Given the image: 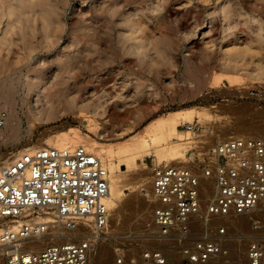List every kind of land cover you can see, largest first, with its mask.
Returning a JSON list of instances; mask_svg holds the SVG:
<instances>
[{"label": "rangeland", "instance_id": "374dc122", "mask_svg": "<svg viewBox=\"0 0 264 264\" xmlns=\"http://www.w3.org/2000/svg\"><path fill=\"white\" fill-rule=\"evenodd\" d=\"M260 1L0 0L1 77H8L6 70L14 62L22 66L26 61L29 67L53 60L69 67L77 64L76 70L64 72L74 83L70 96L79 97L82 104L103 105L99 113L93 107L83 110L85 114L61 111L53 121L30 123L20 86L15 109L21 125L16 137L0 133V166L28 152L24 148L45 147L47 139L53 142L71 128L101 146L118 149L157 118L169 122V129L176 119L172 139L191 140L185 148L186 162L173 166L191 165L199 152H208L232 135L264 136V0ZM56 68L51 67L48 78L59 74ZM72 72L78 74L76 79L69 77ZM26 74L27 67L19 74L24 75L23 83ZM187 111L194 112L192 119L181 117ZM197 120L205 127L202 133L182 128ZM155 159L147 156L136 166H118L122 195L115 209L110 208L109 227L87 264H116L120 251L128 262L145 247L160 248L167 264H193L181 253L179 234L160 238L151 224L152 169L159 164ZM109 160L105 156L107 167ZM209 182L213 184L205 180ZM198 219L191 227L196 238L218 237L217 227H226L225 253L204 264H245L248 242L264 233V216L254 212L213 217L209 225Z\"/></svg>", "mask_w": 264, "mask_h": 264}, {"label": "built area", "instance_id": "2783aa9c", "mask_svg": "<svg viewBox=\"0 0 264 264\" xmlns=\"http://www.w3.org/2000/svg\"><path fill=\"white\" fill-rule=\"evenodd\" d=\"M200 134L198 120L182 125ZM212 133V129L208 130ZM151 224L160 238H181V253L204 264L225 253L222 235L193 237L195 219L264 210V136H234L199 152L189 166H153ZM205 180L212 181L205 203ZM110 171L84 145L38 147L0 166V253L2 264H87L110 222ZM47 244L37 246L39 244ZM116 264H167L158 247H145ZM245 264H264V233L248 242Z\"/></svg>", "mask_w": 264, "mask_h": 264}, {"label": "bare ground", "instance_id": "6f19581e", "mask_svg": "<svg viewBox=\"0 0 264 264\" xmlns=\"http://www.w3.org/2000/svg\"><path fill=\"white\" fill-rule=\"evenodd\" d=\"M262 1H260V3ZM262 8L261 10H263ZM238 53H240V56L238 55V58L239 59L243 58L244 56L242 55L243 53L242 54L241 52ZM47 62L46 61L43 62L47 64L46 66L44 64L43 66L41 65L42 63H40L33 65L32 67H29L31 63L29 64L26 61L25 63H23L22 66H21L22 64L21 62L19 66L17 64L18 62L17 63L14 62L12 64L10 63V65L9 64L8 65L11 66V68L8 67L9 70L8 68L6 70L9 71L8 77H6L7 74L6 76L1 77V73L3 74V72L1 71L2 66H0V105L3 104L2 105L3 107L2 106L1 107L4 110L7 108L5 112H3V110L0 109V111H2L0 112V131H1L0 133L5 134L8 132L11 136H15V137L19 133L21 119L19 117L20 115H18L17 113V109L15 108L17 104L16 94L18 90H20L19 89L20 86H23L25 90V95L27 97V99L24 100L23 105H27L26 108L28 107L26 112H29V115L27 114V117L30 116L28 119L30 123L34 122L36 124L37 122L38 124L41 122L53 121L54 119L59 117V113L61 111H65V112L79 111L80 113H82L83 110L90 109L91 107L95 108L98 111V109L101 108V106H103L102 104L99 103L90 104L89 102L87 104H84L83 102L82 104V102L80 103L79 97L70 96L71 90H73L72 87H74L73 85L74 83H70L69 80L64 78L65 77L64 72L67 73V71H71L73 69L76 70V67H78L79 65L69 63L70 64L69 67V65L66 62L57 61V60L56 61L53 60L50 63ZM53 65L57 66L56 69H58V71L60 72L59 74L53 76V78L51 79L52 76L50 78H48V76L50 73L53 72V69H51ZM25 67H27V74L25 76V82L23 83L22 80L24 75L22 76L19 74L22 73V71H24ZM74 72H72V74L69 76L72 79H76L78 77V74ZM257 76L258 77L263 76V70L257 71ZM229 80L231 82H234L232 78H229ZM21 92L24 91L22 90ZM4 106L6 108H4ZM83 114H85L84 111ZM193 114L194 112L187 111V113L185 115H182L181 117L186 118L188 120V119H192ZM204 114L207 115V113H200V115H204ZM32 115H35V117L31 118ZM178 117H180V115H178L177 118ZM167 118L170 117L167 116ZM91 121L94 120L90 119V122ZM173 121L174 123L172 124V128L169 129L167 127V123L169 122H167L164 118L161 119L157 118L152 120L143 128L141 132L135 134L129 140H127V142L121 144L118 147V149H114L112 147H104V145L101 146L98 141H94L91 140V138L83 136L80 132H78V130H74V128H71V130L67 129V131L65 132H61L63 134L58 135L55 139L52 137V139H54L53 142L47 139L46 146L66 147V146L84 145L87 148L91 146L94 151H96L99 155H101V159L105 164H106V162L104 161L105 156L109 157L111 161L109 160L110 164H108L109 165L108 168L110 170L111 182H110L109 197L107 201L110 208L115 209V207L118 204V200L121 198L122 195L121 193L123 189L121 185L122 180L120 178V175L117 173V168L118 166H120V164L125 167L136 166L138 159H145V157L147 156H153V157L155 156L156 157L155 160H157V162L159 163L181 164L186 162L184 158L185 148L188 144H190L191 140L189 137L179 139L178 137L180 136H178L176 140L172 139V135L177 132L176 126L174 125L176 119ZM231 137H234V135H232ZM32 149L33 147H26L23 150L32 151ZM101 150L104 151V153H102ZM20 152H22V150ZM115 156L119 158V162L117 161L118 163L114 161ZM137 185H138L137 187H141L142 184L139 181V184ZM209 186H211L210 182L204 184L205 187L203 190L204 200L211 199L212 193ZM254 213H257V215L261 217L264 216V210H256L254 211ZM111 215L113 214L111 213L110 216ZM241 215L244 216V214ZM228 216L233 217L234 215L231 214ZM45 242L37 246H43L47 244Z\"/></svg>", "mask_w": 264, "mask_h": 264}, {"label": "crops", "instance_id": "0c3cea01", "mask_svg": "<svg viewBox=\"0 0 264 264\" xmlns=\"http://www.w3.org/2000/svg\"><path fill=\"white\" fill-rule=\"evenodd\" d=\"M251 122V121H248V123Z\"/></svg>", "mask_w": 264, "mask_h": 264}]
</instances>
